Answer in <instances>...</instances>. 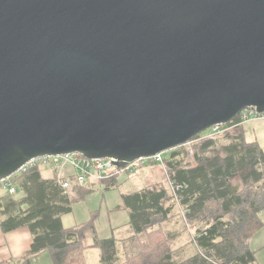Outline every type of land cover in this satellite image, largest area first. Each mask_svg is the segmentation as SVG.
Returning a JSON list of instances; mask_svg holds the SVG:
<instances>
[{
    "label": "water",
    "instance_id": "water-1",
    "mask_svg": "<svg viewBox=\"0 0 264 264\" xmlns=\"http://www.w3.org/2000/svg\"><path fill=\"white\" fill-rule=\"evenodd\" d=\"M264 112V0H0V181L125 166Z\"/></svg>",
    "mask_w": 264,
    "mask_h": 264
},
{
    "label": "trees",
    "instance_id": "trees-1",
    "mask_svg": "<svg viewBox=\"0 0 264 264\" xmlns=\"http://www.w3.org/2000/svg\"><path fill=\"white\" fill-rule=\"evenodd\" d=\"M238 119L239 116L231 124ZM224 133L226 143L220 146L217 136L201 139L193 164L168 161L171 193L156 185L123 194L133 232L128 242L166 222L174 209V200L183 208L185 218L202 225L193 237L198 253L177 260L170 248L162 247L157 254L140 251L134 264H261L250 240L264 225L259 218L264 211V149L258 140L246 139L242 125ZM177 155L175 151L171 157ZM9 179L20 186L23 196L0 200V227L6 232L25 226L30 229L33 242L26 264H31L32 257L44 250L50 253L53 264H86L84 242L89 237H93L94 247L101 250L102 264H117L120 258L115 236L100 237L92 221L75 227L63 224L62 217L72 212L74 201L85 198L93 189L74 184L69 191L57 174L45 178L37 166Z\"/></svg>",
    "mask_w": 264,
    "mask_h": 264
},
{
    "label": "rangeland",
    "instance_id": "rangeland-1",
    "mask_svg": "<svg viewBox=\"0 0 264 264\" xmlns=\"http://www.w3.org/2000/svg\"><path fill=\"white\" fill-rule=\"evenodd\" d=\"M233 128L229 129L232 131ZM208 131H203L200 135H197L196 139L191 140L183 146L173 148L164 153V162H155L145 160L143 163L136 166L134 172L126 171L122 169L119 173L115 174L117 177L112 181H104L102 185L85 184L86 188L93 189L85 195V198H78L73 203L72 212L63 216V222L65 226L75 227L81 224H86L92 221L96 227L97 235L100 237H116L119 247V254L122 255L117 264H134L138 260L140 251L154 254L158 252L162 247H168L171 249V253L177 260H184L189 256L198 253L199 249L196 246L193 237L198 227L202 225L199 222L191 223L185 218L184 210L179 203L174 200V209L166 222L154 225L147 232L142 235H137L136 240L129 241V236L126 237L127 228L130 225L129 211L121 206L123 204V194L130 193V190L137 188H144L148 186L161 185L166 187L169 192L173 190L171 182L170 169L168 161L171 160H183V163H194V155L199 145L203 142L201 139L209 138ZM243 132L245 137L249 141L258 140L262 148L264 149V119L250 118L245 122L243 126ZM227 135L225 133L219 134L216 138L218 146L226 143ZM216 146V147H218ZM177 152L178 155L172 158V153ZM167 165V166H166ZM43 176L52 177L53 175L60 176L61 179H66L69 174L65 170L56 169L53 166L41 165L39 167ZM18 171V175H20ZM128 173V176H127ZM114 175V176H115ZM129 181V182H128ZM5 187V183L1 182ZM104 184V185H103ZM16 192L18 197L23 195V191L20 186L15 183ZM107 187L109 189H107ZM83 186H77V189H82ZM71 191V189H68ZM14 193V194H15ZM171 193V192H170ZM171 202V203H173ZM120 208H117L119 207ZM260 220L264 223V211L259 214ZM114 231V234H113ZM121 237H125L121 239ZM92 238V239H90ZM93 243V237L85 239L84 247L88 248V242ZM94 246V245H92ZM250 247L256 252L258 261L264 264V225L260 230L251 238ZM94 250L91 254H95L96 260L92 258L89 264H99L96 252ZM157 254V253H156ZM87 264V261H86Z\"/></svg>",
    "mask_w": 264,
    "mask_h": 264
},
{
    "label": "built area",
    "instance_id": "built-area-1",
    "mask_svg": "<svg viewBox=\"0 0 264 264\" xmlns=\"http://www.w3.org/2000/svg\"><path fill=\"white\" fill-rule=\"evenodd\" d=\"M238 116L239 119L237 122H233L234 124H231V122L228 124H218L206 129L205 131H208L207 133L210 137L218 136L219 134H222L235 126L244 124L250 118L264 119V112H259L255 107H249L243 110ZM164 153L165 152H160L150 157H142L132 162H128L125 166L119 167L115 164L114 158L95 159L89 158L80 152H73L70 154L41 156L34 158L25 164L19 171L24 172L33 166L40 167L41 165H49L56 169L65 170L66 173L69 174V177L66 179H61L58 174V178L60 179L62 186L68 190L74 184L85 185L89 182H99L101 180L110 178L122 171V169H126V171L129 172H134L136 170V166L143 163L145 160H147L146 162H164ZM9 178L3 180V182L7 187H9V192L14 194L16 192L15 185L12 184Z\"/></svg>",
    "mask_w": 264,
    "mask_h": 264
},
{
    "label": "crops",
    "instance_id": "crops-1",
    "mask_svg": "<svg viewBox=\"0 0 264 264\" xmlns=\"http://www.w3.org/2000/svg\"><path fill=\"white\" fill-rule=\"evenodd\" d=\"M241 125L243 128L245 123ZM43 177L50 178L46 176H43ZM1 182H0V200L7 201L9 198H12V197L17 200L23 196L21 195L18 197L19 195L18 192L15 194H11L9 192V187L7 186L5 187ZM102 183L103 182H90L89 184L94 185L95 187L98 184L102 185ZM140 189H142V187L130 190V193L134 191H138ZM121 206H124V205L122 204ZM117 208H120V206ZM2 218L3 216L0 215V219ZM62 220H63V217H62ZM65 227H68V226H65ZM124 232H126L125 236L126 237L129 236V238L133 235L131 227L129 229L127 228ZM113 234H114V231H113ZM115 237L118 238L119 236H115ZM123 238L121 237V239ZM32 242H33V235L27 226L21 227V228L12 230V231H7V232L4 231L0 227V264H26V260L28 258L27 255L29 251L31 250ZM92 245L93 243L90 240V242H88V248L84 252V256H85V260L87 261V264H89L92 258L96 260L95 254H91L96 249L99 250L96 252L99 264H102L100 248L94 247ZM121 256L122 255L119 254V257ZM31 264H53V260H52L50 253L47 250H44V251L37 253L35 256L32 257Z\"/></svg>",
    "mask_w": 264,
    "mask_h": 264
}]
</instances>
